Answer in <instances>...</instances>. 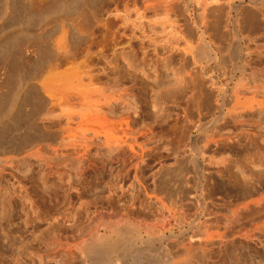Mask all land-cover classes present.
<instances>
[{"label":"bare ground","instance_id":"bare-ground-1","mask_svg":"<svg viewBox=\"0 0 264 264\" xmlns=\"http://www.w3.org/2000/svg\"><path fill=\"white\" fill-rule=\"evenodd\" d=\"M91 1H2V14H13L19 28L13 29L15 26L8 30L6 36L0 41V80L3 79L1 74L7 75V78L9 76V80L6 82L8 90L0 89V151L8 146V143H12L11 151L17 152L22 148L21 144L26 139H28L26 141L34 139L40 131L53 136L47 143L37 144L24 156L9 154L6 156L5 164L6 166L9 164V168H11L16 160L25 157L33 158L39 165V174L46 173L47 176H54L53 178L57 181L55 183L59 184H55L54 189L56 186H66L64 189L68 200L66 197L65 200L67 203L71 200V205L68 204L71 206L70 208L74 207V203H78L76 206L79 207L78 211L80 207L90 211L91 206L95 211L97 210L94 200L93 205L90 206L92 203L90 199L96 194L90 196L89 201L86 194L94 190L97 184L102 183L109 187H106L107 191H102L107 192V195L104 193L102 195L98 193V195L100 198L112 201L110 203H114L120 197L117 196L118 193V195H130L131 200L127 203L128 205L122 206L125 211L134 209L137 202H143L147 204V208L159 212L160 216L156 215L159 218H156L153 213L158 220L150 221L152 223L148 221L150 217L147 218V215L145 216L147 219L142 216L136 221L124 219L127 218L126 215L122 216L123 220L108 226L109 233L99 235L95 231L82 248V253L90 264H201L204 261L212 263L217 254V248H219L217 240L225 238L220 242L227 243L228 239L225 235L226 230L222 234L215 230L218 218L216 207L218 209L219 201H222L223 206L230 207L231 214L235 212V209L236 211L238 209L239 213H235L240 216V211L249 212L248 210L252 207V209L254 207L257 209L263 203L261 200H264L261 198L254 202L247 201L248 196L252 197L251 195L257 193L252 190L241 196V199L244 200L240 203V197H238L237 206H239H235L237 208L232 210L235 204L230 205L231 197L223 196L225 193L221 197L217 195L218 192L216 193L218 180H221L229 172L227 170H229L228 167L233 157L231 156L233 152L230 155L225 153L227 155L224 154V157L222 154L226 151L230 153L235 144L242 145L243 142L245 145L246 143L254 144L261 127L264 128V74L262 73L264 71L260 70V68H264V61L259 62L254 59V61H258H256L258 64H262V67L258 66V68L256 67L258 64L254 65L258 71H262L259 73L256 71L257 69L254 70V66V69L251 70L246 59L247 56H254L249 55V50L256 47L255 42H264V0H182L181 4L180 0H178L180 2L177 0H133V10L140 20L145 18V12H148L149 9L151 12L152 9L157 11L161 8L163 14L162 10L154 12L166 16V19L167 17L171 19L168 16L169 11L175 14L179 13L177 15L172 13L174 16L171 17L174 19L169 21L168 26L171 25L172 32L173 28L176 26L174 29H178L177 24L182 22H178L175 17L180 14L183 17L184 24L182 25L185 28L181 27V29L183 28L182 30L184 33L186 31V34L183 32L182 34L186 37L188 35V37L185 42L182 41L183 38H179L186 44L182 49L180 47L182 42L181 44L179 42L180 45L177 44V49L183 50L184 54L182 52L181 55H184L186 59H182L185 60L183 61L185 65H187V59L190 61L188 65H191V68L188 66L187 68L190 70L187 69L188 73H185L191 78H182L185 76L183 75L185 69L182 72L179 71L183 76L176 70L172 72H178L177 75L179 74V78L182 76L181 79H184V83L188 80V84L192 81V84L189 85L194 83L196 88L193 85L195 90L191 91L195 92L193 95L196 94V89L199 93L197 96L194 95V99L196 96L197 102H205L206 107L203 104L202 109L208 108V111L212 113V117L208 121H200L199 126H195L196 135L190 133L193 126H189L191 123L187 119L188 112H185L188 114L187 118L184 117L186 114L182 115L181 112L175 123L170 126V130L158 126V123L147 121V108L154 109V105L157 103L154 101L155 97L152 93L149 100L144 98L147 89L152 86L150 84L151 72L148 70L153 65L149 55L145 52L139 54L131 45H127V48L118 47L117 31L112 30V21L108 18H104V20L99 18L98 11ZM137 1H140L138 4L141 5H137ZM54 2H57L59 9L68 14V17L56 18L57 20L53 18L54 21L56 20L53 25L55 35L47 38L45 34L48 29L36 28V21H41L39 24L43 22L42 19L47 16L44 13L45 9ZM224 14L225 16H223ZM226 14L231 15L230 22L224 21L228 18ZM71 15L81 16L71 18ZM222 16L226 18L221 19ZM222 21L224 24L227 22L231 24L233 36L227 56L224 53L227 54L228 48L224 45L228 46V43L223 41L227 37L230 39L232 37L228 35L230 33V29H226L228 26L224 29L222 27L220 30ZM166 22L169 23L167 20ZM30 25L32 27L27 28ZM98 27L103 29V35L106 32L113 38L110 40L98 39L95 36V30ZM210 29L215 32L220 30L221 35L227 30L228 36H225L224 33L223 39L221 36L219 39L217 34L216 36L213 34L218 41L213 39L214 36H212L213 40L211 37L209 40L218 42V44H214L211 40H206ZM222 29L225 31L223 32ZM71 31H74V35H71ZM176 33L174 32V34ZM194 33L197 34L201 42L196 54L194 53L196 45L194 48L193 43L189 41ZM209 35L212 34L208 33V37ZM194 36L192 40L197 39ZM33 37L38 39L29 46L25 40ZM219 40L220 42L223 40V46ZM196 42L198 41L194 40V44H197ZM250 43H254L252 48H250ZM219 44L227 48L225 52L222 51L223 48ZM259 44L260 42L257 49H261L262 53L264 48ZM260 51L257 50L256 55L260 56ZM217 52H221L222 55L217 62L215 60L216 65L219 62L221 64L218 65L219 67L222 65L225 67L228 64H223L225 60L228 59L231 62H229L230 66L228 65L230 69L225 68L228 73L224 71L225 69L222 70L228 75L223 84H220V89L216 85L215 78L207 79V72L204 73V76L200 69L201 62L196 63V59L198 60L199 57V59L203 58L204 62L215 58ZM31 55H38L39 60L35 61L37 63L34 75L30 71V75L26 77L30 68L25 65L28 64L26 62L31 58ZM44 60L47 62L46 66H44ZM185 65L180 67V70ZM228 66L226 65V67ZM206 67L208 66L206 65ZM25 69L27 70L25 71ZM40 69L42 70L38 73ZM222 72L221 75L225 78ZM221 75L220 78H222ZM190 79L192 80L190 81ZM206 79L211 82L210 88H206V85L208 86ZM172 82L173 80L169 81V83ZM187 83L183 85L185 86ZM216 86L220 90V94L218 97L216 96L218 98L216 101H211L215 98L213 91H216ZM213 88L215 90H212ZM210 95H213L212 99ZM197 102L196 104H198ZM184 110H182L183 113ZM38 114L41 117L39 122H36ZM192 125L194 124L192 123ZM8 126L9 128H7ZM177 130L179 131L177 132ZM257 131L258 133L255 134ZM262 133L260 134L262 135ZM187 141L190 143H188L190 147L184 148V142ZM258 142L260 141L257 140ZM239 146L234 147L235 150H238ZM237 152L239 153V151ZM218 155L222 157V161ZM262 156L264 157V154L261 155V158ZM218 161L222 162L221 167L216 166L220 164ZM240 165L238 164V166ZM216 175L221 178L216 180ZM230 175L233 176V173ZM243 175L246 174H242L241 177ZM52 180L54 181V179ZM13 185L28 196V187L24 183L17 180ZM57 190L58 188L55 191L51 190L53 192L49 194L50 204H55L59 198L60 190ZM24 198L26 197L24 196ZM249 199L251 200V198ZM26 200H28V206L31 209L34 202L29 197ZM104 202L107 201L104 200ZM190 206L193 207L191 212L187 209ZM120 213L122 214V212ZM227 214L230 215V213ZM172 217L177 220L175 224L177 233L167 226V220ZM230 219L225 221L227 230L231 224Z\"/></svg>","mask_w":264,"mask_h":264},{"label":"rangeland","instance_id":"rangeland-1","mask_svg":"<svg viewBox=\"0 0 264 264\" xmlns=\"http://www.w3.org/2000/svg\"><path fill=\"white\" fill-rule=\"evenodd\" d=\"M2 1L3 0H0V41H2L3 38L6 36L8 30H11V28H13L15 26L16 27L13 29L19 28V26L16 24L17 22L13 16V14H10V15H3L2 14V8H1ZM180 1H178V2H180V4H181L182 0H180ZM91 2H93L94 7L97 9L99 18H102V20H104V18H108L112 21V30L117 31V40L116 41H118V43H119L118 47L127 48V45H131L139 54H141L142 52H145L149 55L150 61L152 62V65H153L152 67L149 68L150 70H148L149 72H151L150 84L152 86L147 89V91L144 95V98L149 100V98L151 97L150 95L152 93V95L154 94V97H155L154 101H156L157 103L154 105V109H148L147 108V111H148V120L147 121H151L154 124L158 123L157 124L158 126L164 128V129H169L170 126L173 123H175V120L177 119L178 115L181 112H182V115H184L188 112V114L190 116L188 114H186V115H184V117L187 118V115H188L187 119L189 120L191 125L189 124V122H188V124H189V126H193V128L191 127L192 129H190V133H191V135H196L197 130L196 129L194 130V128L199 126L198 123L200 121H202V122L208 121L212 117V113L210 111H208L209 110L208 108L202 109V106L204 107V105H205V107H206V104H204L205 102L204 103H202L201 101H199L200 103L197 102L196 96L199 95L197 89H196V94H194V95H196L195 99H194L193 93H195V92L191 91V90H195V89H193L195 85H194V83H193L194 86L189 85L190 83L192 84V81H191L192 79H190L191 82H189V84L187 83L189 81L188 79L191 78V77H188L186 75V73H188L187 67L189 66L188 63L190 64V61H189V59H187L189 62L186 61L187 65H185V62H183V61H185L186 59L184 58V55H181L183 50L181 51V50L177 49V46L180 45L182 41L185 42V39H187V37H188V35H187V37H186V35L184 36V34H186V31L184 33L182 30L183 28L181 29V27H184L182 25V24H184L182 15L180 14L178 16L179 18L182 17L181 19H179L177 16L175 17L178 22L182 21V22H180L181 25H180V23L177 22L178 23L177 27H178V29L180 28L181 30L180 29L179 30L174 29V28H176V26H175L173 28V32H172L171 25L168 26L171 22L170 20L174 19L173 17H171L173 14H175L172 11H169L170 15L168 14V16H170L171 19H169L168 17L166 19L165 18L166 16L164 17L163 15H159L160 10H162L161 8L157 9V11L159 10V12H158L159 14L155 13V12H157L155 9H152L151 12L149 9L148 12L147 11L145 12V14H146V15H144L145 18L140 20L137 17V15L135 14V11L133 10L134 9L133 0H92ZM138 2H140V1H137V5L140 4V3L138 4ZM138 7H141V6H138ZM71 10H72V5H71ZM44 13L47 14V16L42 19L43 20V22L41 23L42 25L39 24L41 21H38V20L36 21V24H37L36 28L43 27V28L48 29L45 36L47 38H51L55 35L54 34L55 28L53 27L54 22L57 19H63L65 17H68V14H65V12H63L61 9H59L57 2L52 3L48 8H46ZM161 13L163 14V10L161 11ZM177 14H179V13H177ZM177 14H175V15H177ZM227 14H226V17L228 16L229 19L226 17H223V16H225V14L222 16L223 18H221V19L226 18L224 21L230 22L231 15L230 14L227 15ZM78 16H81V15H71V18L72 17L77 18ZM163 17H164L165 21H164ZM53 18H55V19L57 18V19L54 21ZM166 20L168 22L169 21L170 22L167 23ZM229 22H227V24L226 23L224 24L222 21L221 24L223 23L222 24L223 26L222 25L220 26V30L222 27L224 29L225 27L228 26V28H226L227 30L230 29L229 30L230 33L228 35H230V37H232L231 39L229 37L225 38V36H228L227 35L228 32H227V30L225 31L222 29L223 32L225 31L224 33L226 34L225 35L223 33L225 35L224 36L225 40L224 41L222 40V41L223 42L226 41L228 43L227 44L228 46H226V44L224 45V43L222 41L220 42V40H219V43L222 46L224 45L225 47L228 48L227 54L225 52L227 48L222 47L220 44H219V46L223 48L222 51L225 52L224 53L225 56L228 55L229 47L232 45V42H233V40H232L233 36L231 33V24ZM224 25H226V26H224ZM31 27L32 26L30 25V27L28 26L27 28H31ZM220 30L215 32L213 29H210L209 30L210 32L208 31V33H211L212 35H209V37H208V33H207L206 40L208 39L207 41H210L212 39V36H214V35L216 36V34H217L219 39L221 37L223 39V36H222L223 34L221 35ZM176 31H177V33H176ZM95 32H96L95 36L98 39L105 38L106 40H110V38L111 39L113 38L112 36L110 37L106 32L103 35V29L101 27H98L95 30ZM174 32L176 34H174ZM182 32L184 34H182ZM219 32H220V34H218ZM177 34H179V35L176 36ZM71 35H74V31H71ZM193 36L197 37V39H198L197 34L194 33ZM193 36L192 37L189 36L191 38V40H189V39L188 40L193 43L194 48L196 45V49L194 50L195 51L194 53L196 54V52H198V50H199L198 45H201V42L199 41V39L197 40L196 38H194L195 41H198V42H196L197 44H194V40H192ZM215 36L213 39H215ZM180 37L183 38L182 41H181V39H179ZM210 37H211V39L209 40ZM37 39L38 38L33 37L31 39H26L25 41H27L28 45L31 46L34 42L37 41ZM227 39H230L231 42H230V40L228 41ZM212 40H211V42H212ZM215 40L218 41V39H215ZM217 41H215V42L213 41L212 43L218 44ZM179 42H180V44H179ZM183 42L180 45V47H182V49H184L183 48L185 46L184 44H186ZM257 42L258 43L260 42L259 46H262L264 48V42H261V41H257ZM257 42H255V45L256 44L258 45ZM189 43L190 42H188V44ZM253 44L254 43H252V44L250 43V45H251L250 48H252ZM257 45H256V47H253L252 49L249 50L250 51L249 55H254L253 56L254 58L251 56L246 57L249 65L251 66V70L254 69V67H255L254 65L258 64L257 63L258 61L259 62L264 61V58H263L264 55L262 56V53L264 54V51H262V53H261V51H260L261 49H257V47H258ZM256 49L258 51H260L259 52L260 56H258L259 54L256 55V53H258ZM93 50H95V48H93ZM178 50L181 52H179ZM219 51H221V50H219ZM177 52H179V53H177ZM218 52H217V56L215 58H213L214 60L213 59H209V60L205 59L206 62H204V59L203 58L199 59L200 58L199 57L198 60L196 59V61H197L196 63L199 64V62H201L200 63V69H201V71H203V74L206 72L211 73L213 71L212 72L213 74L212 73L211 74L206 73L207 79H209V77L213 78V79L215 78L214 80L217 82L216 85L220 89L224 80L227 78L228 74H226V73H228V72H226V71H228L230 69L229 64L231 62L228 59L223 62V64L228 63V64H226L227 66L229 65L228 67H226V65H225V67H223V65L219 67L218 65H221V64H219V62L216 65L215 60L217 62L219 60V57H221L220 55H222V53H223V52L222 53L221 52L218 53ZM183 54H184V52H183ZM37 56L38 55H34V56L31 55L30 57L32 59L29 58L28 61L26 62L28 64H26L25 67L30 68V69L28 68L29 72L27 71L28 73H27L26 77H28L30 75V71L34 75V70H36L35 67H36V63H37L35 61L39 60L38 59L39 57H37ZM182 56H183V58H182ZM35 57H36V59H34ZM250 58L253 60L252 61L249 60ZM47 59H48V57H47ZM182 59H185V60H182ZM254 59H257L258 61L257 60L254 61ZM32 60H33V63H32ZM44 62H45L44 66H46L47 62L45 60H44ZM213 62L215 63V65ZM181 64H183V65H181ZM259 64L256 66L257 68H258V66L262 67V64L261 63H259ZM184 65L186 68L184 67L183 69L181 68V70H180V67H182ZM206 65L208 67H206ZM203 66L205 69L203 68ZM216 66H217V68H220V69H217ZM189 67L191 68V65ZM221 67H223V68H221ZM256 67L254 70L257 69ZM190 68L188 70H190ZM202 68H203V70H202ZM209 68H211V69H209ZM225 68L228 70H226ZM184 69H185V71H184ZM223 69H225L224 71L226 73H224V71L222 72ZM26 70L27 69H25V71ZM41 70L42 69H40L38 71V73H40ZM153 70L155 71V73H152V72H154ZM175 70L178 72L184 71L183 75H185V76H183L182 73L179 72V74H181L183 76V77L180 76V78H179V76H178L179 74L177 75L178 72H175V73L172 72ZM260 70L264 71V68H260ZM260 70L258 71V69H257L256 71L260 73V72H262ZM219 72H220V75H221V72H222V74L224 73L225 78H223V75H221L222 78H220ZM262 73L264 74V72H262ZM1 76L3 77V79L0 80V89L3 91L8 90V85L6 82H7V80H9V76H8V78H7V75H5V74L4 75L1 74ZM204 76H205V74H204ZM181 77L182 78L187 77L188 81L187 82L185 81V83H184L183 82L184 79L182 80ZM4 78H6V79H4ZM170 79H172L173 82H175L177 80L175 82V83H177V85H174L175 83L173 84V82L169 83V81H172ZM178 79H180L181 81L179 82ZM209 80H207V82H206V83H208V86L205 83L206 88H210L209 86H211V84H210L211 82ZM156 82H158L159 84ZM164 83H166V84H164ZM180 83H182V84H180ZM186 83H187V85L184 86L183 84H186ZM8 84H9V82H8ZM167 84L169 86H165ZM1 85L4 86V87L2 86L4 89L1 87ZM10 86H12V84ZM190 86H192V87H190ZM217 86H216V88L218 89ZM190 88H192V89H190ZM195 88H196V86H195ZM204 88H205V86H204ZM214 88L212 90L216 89V88L215 89ZM217 89H216V91H213V92H215L214 94L212 93L215 98H213V95L212 96L210 95L211 99L213 98L212 100L210 99L211 101H216L218 99L217 97L220 94L219 93L220 90L219 89L217 90ZM212 90L209 89L210 92H212ZM196 102L198 104H196ZM183 109H185L184 113L182 111ZM199 109H202V110H199ZM192 112H193V114H192ZM198 112H200L201 114ZM197 113H198V115H197ZM39 114H40V112H39ZM39 114L36 118V122H39V118L41 117ZM190 118L193 120H191ZM195 120H197V121L195 122ZM185 122H187V121L185 120ZM192 123L194 125H192ZM7 128H9V126ZM177 129H180V128H177ZM263 129L264 128L261 127L260 131H259V129H257L259 131V133H258V131L255 132V134H257V133L258 134H257V137L255 138L256 142H254V144H252L253 146L251 144L249 145V143H246V145H245L244 144L245 142L241 143L242 145L239 144L240 146L238 144L237 145L235 144V146H233V148L230 150L231 151L230 153L228 151H226L222 154V157H224L225 155H227L225 153H228V155H230L233 152L234 155L233 154L231 155L233 157H232L231 163L228 167L229 170H227V171L231 172L230 169L232 168L231 173H233V176L230 175L231 173L227 174V173H229V172H227L226 174L229 176H227L226 174L225 175L227 177L225 175L222 178L219 176L221 178V180H218L220 178L217 177L218 175H216V177H217L216 180H218L220 183V184L217 183L216 193L217 192L220 193V194L217 193V195H219L221 197L224 193H225V195H223V196L228 195L231 197V199H230L231 204L230 203L229 204L231 206H233V203L235 204L234 207L232 208V210H234L235 208H237L239 206V205L237 206L238 197H240L239 198L240 199L239 203H240V201L244 200V199H241V196L248 194V192H251L252 190L257 191V193H254L255 195L254 194L251 195L253 198L248 196V199L246 198L247 201H253L254 202L255 200L257 201L258 199H261V198L264 199V188H262V187H264V157L262 156V158H261V155L264 154V130ZM178 131L179 130H177V132ZM262 131H263V133H262ZM260 133H262V135ZM51 137H53V136L48 135L47 133L40 131L39 134H37V137H35L34 139H32L30 141H26V140H28V139H26L25 142L21 144L22 148L20 150H18L17 152L11 151L12 143H8L7 144L8 146H6L2 151H0V264H90L89 260L84 256V253H82L83 252L82 248L88 242L89 238L94 235L95 231H97L99 233V235H104L106 233H109L108 226L111 223L123 220L122 216H126V215H127V218H124V219L133 220V221L141 219L142 216H143L142 218H146V217L149 218L150 217L149 218L150 220H148L149 222L153 221V220H154L153 222H155L156 220H158L156 218L158 216H160L159 212H157L155 210L153 211L149 207L147 208V204L143 203V202L142 203L137 202L138 205L136 203L135 208L132 210H129L130 212L125 211V209H123L122 206H124V205L126 206V205H128L127 203L130 202L131 198H130L129 194H127L125 196V195H118L119 194L118 193L117 196H120V197L114 203H110L112 201L107 200L106 198H103V197L100 198L98 193H101V195H102L105 191L108 190L107 188H109L108 186H106L102 183L97 184L96 187H94V190H91L89 193L86 194L87 195L86 197H88V201L93 195L96 194L95 196H93V198L90 199V202H92V203H90V206L93 205V203L95 201L94 205H96L97 210L95 211L94 208H92V206H91L90 207V211L92 210L91 212L84 210V207H80V209L78 211L77 208H79V207H76L78 205V203L77 204L74 203V207L70 208L71 206H69V205H71V202H70L71 200L69 201V203H67V201L65 200V197H66L65 191L66 190L64 188L66 186L64 185L65 186L64 187L63 185H60V186H56V188L54 189V185L58 184V183H55L57 181L55 180V178H53L54 176H47L46 173L43 175L39 174V172H40L39 165L33 158L25 157L24 159L16 160L12 164V167H11L12 169L9 168V164L6 166L5 160H6V156H8L9 154L14 153L17 155H23L24 156L26 153L30 152L37 144L47 143L51 139ZM257 140L260 142L257 143ZM3 142H5V141H3ZM188 143H189L188 141L184 142L185 147L183 145L182 146L184 148L190 147V145H189L190 143L189 144ZM255 143H256V145H255ZM237 146H239V147H238V150L237 149L236 150L239 151V153L235 150V148H237ZM232 150H234V151H232ZM254 153H255V155H254ZM218 156H219L218 158L221 157L220 155H218ZM222 157L220 159L221 161H222ZM236 157H237V159H239L238 161H236L237 160ZM248 157H250V158H248ZM240 159H241V162H239ZM221 161H218V162H220V164L219 165L217 164L216 166L221 167V164H222ZM235 162H237L238 164H241V165L238 166V164ZM248 162H249V164H248ZM257 162L259 163V165ZM242 163H243V165L245 164V166H243ZM246 163H247V165H246ZM248 165H250V166H248ZM254 165H256V166L254 167ZM246 166L249 167L248 168L249 170L247 169ZM238 168H240V169H238ZM252 168H253V170H252ZM236 169H238V170H236ZM242 170L245 172H243ZM250 170H252V171H250ZM234 172H236V173H234ZM237 172H238V174H237ZM244 173L246 175L245 176L243 175L241 177V175ZM236 174L238 177L237 176L234 177V175H236ZM224 177H225V179H224ZM51 178L54 179V181ZM17 180L21 181L22 183H24L26 185V187H28V190H27L28 196L24 195L25 194L24 191H20L18 188L15 187V185H13L16 183ZM57 188H58V190H60V195L58 196L59 198L57 199L58 202L56 201L55 204H50V201H49L50 195L49 194L51 192H53V191H51L52 189L55 191ZM63 189H64V192L62 191ZM102 191H104V192H102ZM104 194L107 195V192ZM63 195H65V196H63ZM24 196L26 198L29 197L30 200H32L34 202L33 207H32L33 209L31 207H30L31 209H29L28 202H27L28 200H26V198H24ZM249 198H251V200ZM66 199H67V197H66ZM104 200L107 202H104ZM232 200H233V202H232ZM262 201H263V203L260 204V207H257V209H256V207H254V209H252L253 208L252 207V208H250V210H248L251 215L249 214V212L240 211L241 215L239 216V214H238L239 217L235 213V212L239 213L238 209H237V211L235 209L234 210L235 212L232 213L235 215H232L230 207L227 205L223 206L221 204L222 201H219L220 204L218 203V209H220V210H218L216 207V212H217L216 216L218 217L217 218L218 221L216 220V223H215L216 226L215 225L214 226H215V230H218V232L221 234L224 233L226 230L227 233L225 232V235H227L226 237L228 238L226 240L227 243H221L220 242L221 240H224L225 238H221V240H217V244H219V245H217V247H219V248H217V254L215 256V259H213L212 263H209L208 261H204L201 264H264V200H261V202ZM103 203H105L106 205ZM36 205H38V206H36ZM110 205H111V207H110ZM53 206H55V207H53ZM235 206H237V207H235ZM82 208L84 211L82 210ZM191 208L193 209V207H191V206H190V208L189 207L187 208V209H189L188 210L189 212L192 211ZM225 209H227L228 211ZM251 209H252V211H251ZM111 210L114 212H112ZM134 210L135 211L137 210L136 211L137 213ZM217 210L219 211V213ZM108 211H109V213H108ZM89 212L92 214H90ZM120 212H122V214ZM244 212H246V213L244 214ZM93 213H94V215H93ZM148 213H150L151 215ZM153 213L155 216L156 215H158V216H156V218H155ZM224 213H225V215H224ZM227 213H230V215ZM242 213H243V215H242ZM230 216H231V219H230ZM152 218H154V219H152ZM227 219H228V221H229V219L231 220V224L228 228L229 230L225 229V228H227L225 225V221H227ZM173 221L174 222L176 221V222L172 223ZM167 222H168L167 226H169V228H171L174 233H177V228L175 225L177 223V220H175V217L170 218L169 220H167ZM150 223H152V222H150ZM69 247H70V249H67ZM71 253H72V255H71L72 257L70 256Z\"/></svg>","mask_w":264,"mask_h":264}]
</instances>
